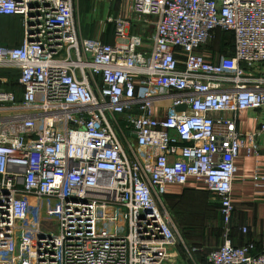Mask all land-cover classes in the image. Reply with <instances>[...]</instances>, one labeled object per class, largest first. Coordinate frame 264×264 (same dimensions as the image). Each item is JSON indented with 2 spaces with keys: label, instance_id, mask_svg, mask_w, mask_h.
<instances>
[{
  "label": "built area",
  "instance_id": "built-area-1",
  "mask_svg": "<svg viewBox=\"0 0 264 264\" xmlns=\"http://www.w3.org/2000/svg\"><path fill=\"white\" fill-rule=\"evenodd\" d=\"M75 1L0 0L22 32L0 42V264H198L164 203L191 181L223 225L203 264H264L230 239L235 160L264 150V0H109L112 42L80 34Z\"/></svg>",
  "mask_w": 264,
  "mask_h": 264
},
{
  "label": "rangeland",
  "instance_id": "rangeland-1",
  "mask_svg": "<svg viewBox=\"0 0 264 264\" xmlns=\"http://www.w3.org/2000/svg\"><path fill=\"white\" fill-rule=\"evenodd\" d=\"M113 14L126 15L128 3L125 0H112ZM109 0H76L75 19L79 32L84 37H102L110 34V24L105 22V11ZM19 18H0V42L7 46H17L21 42ZM153 26L145 24L137 28L149 37ZM111 41V38L108 39ZM231 37L227 33H219L210 40L204 49L210 52L212 60H218L220 55L230 52ZM186 188V187H185ZM169 206L173 220L179 228L180 236L189 246H202L197 254L198 264H203V255L210 247L223 241L222 221L219 214V205L214 196L204 187L184 189L181 197L173 199ZM166 202V200H165ZM166 204V203H165ZM167 206V205H166ZM51 207V206H50ZM56 209L47 210L48 221L53 222Z\"/></svg>",
  "mask_w": 264,
  "mask_h": 264
},
{
  "label": "crops",
  "instance_id": "crops-1",
  "mask_svg": "<svg viewBox=\"0 0 264 264\" xmlns=\"http://www.w3.org/2000/svg\"><path fill=\"white\" fill-rule=\"evenodd\" d=\"M19 31L22 42L21 28H19ZM109 38H111L110 34L107 33L103 40L112 42L113 39L111 38V41H109ZM260 120V111H243L239 116L238 128L241 132H252L257 129ZM260 141L263 143L264 138H261ZM235 165L237 172L232 186L234 212L231 220L230 239L236 246L252 243L254 252L259 253L264 251V150H261L256 158L248 156L244 151H241L235 160ZM196 187H204L206 189L203 183L192 181L185 186L168 185L164 197L165 205L169 209L171 202L174 201L173 199L181 197L184 189H194ZM169 211L171 212L170 209ZM242 229H245V232ZM222 242L210 247V249L221 245Z\"/></svg>",
  "mask_w": 264,
  "mask_h": 264
},
{
  "label": "trees",
  "instance_id": "trees-1",
  "mask_svg": "<svg viewBox=\"0 0 264 264\" xmlns=\"http://www.w3.org/2000/svg\"><path fill=\"white\" fill-rule=\"evenodd\" d=\"M219 33H222V32H220V31H218L217 32V34H219ZM224 34V33H223ZM227 35H229L230 37H231V35L230 34H227ZM231 46H232V37H231V43H230V52H228L227 54H230V53H232L231 51Z\"/></svg>",
  "mask_w": 264,
  "mask_h": 264
},
{
  "label": "water",
  "instance_id": "water-1",
  "mask_svg": "<svg viewBox=\"0 0 264 264\" xmlns=\"http://www.w3.org/2000/svg\"><path fill=\"white\" fill-rule=\"evenodd\" d=\"M182 108V106L181 107H178L177 109H181Z\"/></svg>",
  "mask_w": 264,
  "mask_h": 264
}]
</instances>
